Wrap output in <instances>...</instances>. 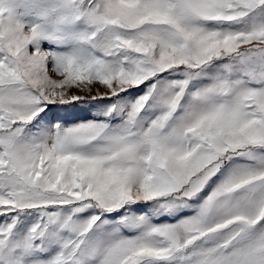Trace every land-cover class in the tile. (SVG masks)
<instances>
[{"label":"snow or ice","instance_id":"1","mask_svg":"<svg viewBox=\"0 0 264 264\" xmlns=\"http://www.w3.org/2000/svg\"><path fill=\"white\" fill-rule=\"evenodd\" d=\"M0 264H264V0H0Z\"/></svg>","mask_w":264,"mask_h":264}]
</instances>
